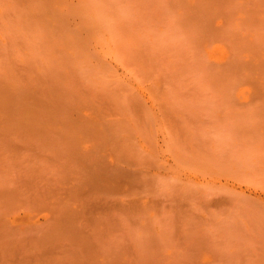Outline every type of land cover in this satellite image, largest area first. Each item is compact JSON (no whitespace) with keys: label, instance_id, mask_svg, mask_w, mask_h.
<instances>
[{"label":"rangeland","instance_id":"rangeland-1","mask_svg":"<svg viewBox=\"0 0 264 264\" xmlns=\"http://www.w3.org/2000/svg\"><path fill=\"white\" fill-rule=\"evenodd\" d=\"M0 264H264V0H0Z\"/></svg>","mask_w":264,"mask_h":264}]
</instances>
